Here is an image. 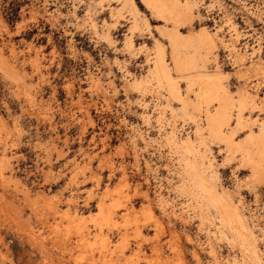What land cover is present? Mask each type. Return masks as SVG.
Returning a JSON list of instances; mask_svg holds the SVG:
<instances>
[{
	"label": "rangeland",
	"instance_id": "1",
	"mask_svg": "<svg viewBox=\"0 0 264 264\" xmlns=\"http://www.w3.org/2000/svg\"><path fill=\"white\" fill-rule=\"evenodd\" d=\"M134 1L152 34L140 19L130 52L124 41L133 17L120 0H0V264H240V244L218 231V218L203 221L194 196L182 189L181 153L167 138L172 129L177 139L194 137L206 164L213 159L217 187L229 188L248 215L264 259V183L244 179L251 170L241 152L221 140L201 142L195 130L203 116L192 106L197 121L175 114L181 104L155 80L145 91L127 86L147 73L146 57L161 39L155 26L163 23ZM197 12L183 32L221 27L228 40L231 17L238 47L260 48L245 62L264 61V0H203ZM108 30L111 42L102 35ZM218 44L212 56L229 72L224 82L234 98L246 85L264 98V75H241ZM179 85L185 94L186 82ZM260 106L244 110L248 126H236V139L260 129ZM101 209L116 221L102 220Z\"/></svg>",
	"mask_w": 264,
	"mask_h": 264
},
{
	"label": "bare ground",
	"instance_id": "2",
	"mask_svg": "<svg viewBox=\"0 0 264 264\" xmlns=\"http://www.w3.org/2000/svg\"><path fill=\"white\" fill-rule=\"evenodd\" d=\"M120 1H122L123 6L129 8L130 12L132 13V17H133L132 25L129 27L130 32L124 42L126 49L130 52H133V48H134L133 34L136 31L140 30V24H141L140 19L144 20L143 24H145L147 31H150L148 18L146 16L142 17L140 9L138 8L134 0H120ZM140 1L146 7V9L150 11L152 16L156 17V19L163 22L160 23L159 25L156 26L154 25L156 27V31H158V33L160 34L161 39L159 38H156V40L154 39L155 40V44L153 43L154 50L153 52H151V54L149 53V55L146 57V61L150 63L147 73L140 78L136 77L127 86L137 89L138 91H143V90L145 91L148 90L150 81L153 79L156 81L157 87L167 90L169 96L179 101V103L181 104L178 111L177 109L176 111H174L175 114L181 113L182 115L189 117V119L192 118L193 120L197 121L196 115H194L195 113L193 114L190 111L191 110L190 107L191 106L194 107L193 109L194 110L196 109L203 116V123L201 122V124H199L195 130V133L196 135H198L199 140L201 142H205V140H207L206 138L217 139L223 141L227 145V148L229 149L236 148L235 150L241 152L242 154L241 161L243 163L242 162L239 163L246 164L247 166H249L251 170V173L247 177H244V179L248 178L250 182L254 181V182L264 183V121H261L262 119L260 120L259 126L257 125L258 127H260L258 131L250 130L246 132L241 139L239 138L236 139V134L237 132H239L237 131V128L241 129L245 125L246 127L248 126V120L245 119L243 115L244 110L248 106L256 109V106H259L261 104L263 105V107L260 106V108L261 107L264 108V98L263 96L258 94V90H257L258 87L256 89L249 90V86L246 85V87L248 88L240 87V89L237 91V95H236L237 99H235L236 98V97L234 98L235 94L233 95V91H231L227 85L228 82L227 84H225L224 82L225 81L224 79L226 78L229 72L222 71L220 68L219 61L217 60V57L212 56V54H215V51L217 50V46L219 45L218 43H221L225 48H227V50L230 51L228 55L231 54V56L234 57V62H237L239 66L241 65L238 71L241 72V75L247 76L248 72L251 73L250 71H254L256 75L260 76V75H264V61L261 57H257L256 59L253 58L249 64L245 62L246 58H249L248 57L249 55L251 56V58L254 57L256 53L260 51V48L255 49V47H252V49L254 48V50L249 52L248 49H246V47L248 46H245V48H243L244 50L238 47L239 34L236 31L237 26L235 25V23H232L231 21V17L228 18L226 17L228 19V26H230L229 31H231L228 40L224 39L218 33V31L221 29L219 25L218 26L220 28L217 29V31L215 32L214 31L212 32L209 29H207V26L205 25H202L197 29H189L187 32H183L182 31L183 28L192 26L195 20L201 16L200 13L197 11H199L200 5L203 4V0H140ZM98 3L100 2L98 1ZM242 3L245 4L244 2ZM211 4L209 5L210 7H212ZM115 13L121 14V10L117 9L116 11H113L112 15L113 14L116 15ZM225 23H227L226 20ZM151 32L152 31H150V33ZM102 35L104 39H106L108 42L112 41L109 30L105 31L104 34ZM163 40H165V42H163ZM143 45L145 46V44ZM167 49H169V54ZM11 53L13 56L15 55V50L13 48L11 50ZM168 55L170 61L167 58ZM4 62L6 63V61ZM211 64H212V69L210 68ZM1 67H3V64L1 65ZM15 68L16 67L13 66L12 69ZM15 71H17V69ZM239 74L237 77H242L241 75L239 76ZM251 74L250 77L252 76ZM250 77L248 76V78ZM180 80L186 82V91H187L185 93L186 95L181 91V87L179 85ZM91 81L95 85L99 84V80L94 76H91ZM257 84H259V82H254L252 87H254ZM191 93L194 94L195 100L191 99L192 97H190L189 95ZM167 105L170 107L172 106V104L169 101ZM235 109L236 112H234ZM145 117L146 119L148 118L147 115ZM249 119L251 120V118ZM233 121H236L234 125H233ZM0 124H3L2 121L0 122ZM4 126L5 125H2V127ZM168 134H169L167 135L168 141L172 144V146L178 153H181L180 156L181 167H179L181 168V174L179 172L182 178L181 187L182 189L190 192L194 196L196 200L194 203H197V206L199 208L198 210L200 212L199 216H201L203 221H207V220L209 221L211 219L218 218L216 219V221L218 220V225H217L218 231L225 236L229 233L232 241L239 243L240 244L239 247L241 246V250L243 252V260L242 262L240 261V264H264V259L262 256L263 254H261L262 252L260 251L257 245L258 239H256L254 226L250 224L248 215H246L243 212L242 208L240 207V204L238 203L236 204L233 201L231 196V190L229 188L222 187L223 189L219 190L218 188L219 186L217 187L216 180L218 176H216V173H214L213 169H211L212 167L215 166L213 164V159H210L209 162L207 160L208 164H206L205 162L206 160H204L205 159L204 157L206 156L198 149V147L195 146L194 137L188 135L182 139H177V134L175 129H172ZM209 155H211V153H209ZM4 156L6 157L7 154L4 153ZM234 156L235 155H233V157ZM125 179L123 180L124 182L123 184H121V187L124 185L127 187L128 182ZM237 192H235V195ZM159 200L158 203H160ZM163 202L164 199L162 200L161 205H163ZM104 209L100 210L102 211L103 214L102 217L100 214L101 212L99 213L100 216L102 217L100 218L102 220L105 219V221L109 222L113 219V212L109 210L108 212H105ZM107 209L108 208H106V210ZM142 211L146 213V210H142ZM72 213L74 215H78L76 209H74ZM147 213L151 217L154 216L153 215L154 213L151 211H148ZM125 218L127 219V217H124V219ZM155 222L158 226L160 225V221L157 218H155ZM261 232L263 233L262 235H264V231L262 230ZM187 238L190 237L188 236ZM211 252L214 255L215 260L217 261L218 258L215 255L216 252L212 249Z\"/></svg>",
	"mask_w": 264,
	"mask_h": 264
}]
</instances>
